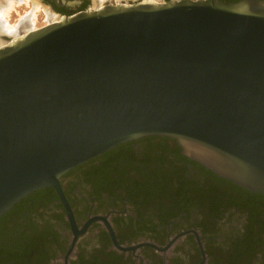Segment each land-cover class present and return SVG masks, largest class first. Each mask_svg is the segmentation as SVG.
I'll return each mask as SVG.
<instances>
[{
  "label": "water",
  "instance_id": "1",
  "mask_svg": "<svg viewBox=\"0 0 264 264\" xmlns=\"http://www.w3.org/2000/svg\"><path fill=\"white\" fill-rule=\"evenodd\" d=\"M39 2L60 20L2 36L0 218L147 136L264 195V0H142L69 16Z\"/></svg>",
  "mask_w": 264,
  "mask_h": 264
},
{
  "label": "flooded vegetation",
  "instance_id": "2",
  "mask_svg": "<svg viewBox=\"0 0 264 264\" xmlns=\"http://www.w3.org/2000/svg\"><path fill=\"white\" fill-rule=\"evenodd\" d=\"M42 2L66 16L92 4ZM59 187L0 218V264H264V195L219 178L173 139L120 144Z\"/></svg>",
  "mask_w": 264,
  "mask_h": 264
},
{
  "label": "rangeland",
  "instance_id": "3",
  "mask_svg": "<svg viewBox=\"0 0 264 264\" xmlns=\"http://www.w3.org/2000/svg\"><path fill=\"white\" fill-rule=\"evenodd\" d=\"M125 1L126 0H122L121 2L118 0H92L91 8H100L106 4L115 5L117 3H125V4L133 3L129 0H127L126 2ZM17 4L18 3H16L15 7L12 8L8 12V14L6 15V18L8 19V21L11 25L19 27L20 24H22L24 21H26V20H24L26 17L30 18V11H31V9H34V8H33V3L31 4L30 0H28V1L25 0L23 3L18 4V5ZM34 10H35L34 15L31 16L32 19L30 18V22H32L31 25L33 26L31 28L32 30L38 29L44 25H48L49 23H52V21L48 20V16H47V12L45 10V7L41 3ZM6 36L8 37L9 35H6ZM9 37L12 38V36H9ZM2 39L5 40L6 42L9 40L5 37L4 38L2 37Z\"/></svg>",
  "mask_w": 264,
  "mask_h": 264
},
{
  "label": "bare ground",
  "instance_id": "4",
  "mask_svg": "<svg viewBox=\"0 0 264 264\" xmlns=\"http://www.w3.org/2000/svg\"><path fill=\"white\" fill-rule=\"evenodd\" d=\"M24 1L25 0H0V47H4L6 45V42L1 38L2 36L9 35V36H12V38L10 37L11 39L16 40V39H20L21 37L25 36L27 33L36 30V29L35 30L31 29L33 26L31 25L32 22H30V18H31V16L34 15V11H35L34 9L36 7H38V5H40L39 0H30L31 4L33 3L34 9H31V11H30V18L26 17L24 19L26 21H24L22 24H20L19 27L11 25L9 23L8 19L6 18V15L8 14V12L12 8L15 7L16 3L21 4ZM118 1L121 2L122 0H118ZM149 1L153 2V0H149ZM45 10L47 12V16H48L49 21H52V23H56L60 20V18L56 14L50 12L47 7H45ZM49 24H51V23H49Z\"/></svg>",
  "mask_w": 264,
  "mask_h": 264
}]
</instances>
